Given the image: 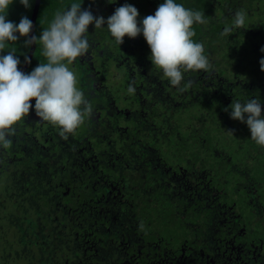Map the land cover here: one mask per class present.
Masks as SVG:
<instances>
[{
    "label": "trees",
    "instance_id": "trees-1",
    "mask_svg": "<svg viewBox=\"0 0 264 264\" xmlns=\"http://www.w3.org/2000/svg\"><path fill=\"white\" fill-rule=\"evenodd\" d=\"M108 1L41 0L34 34L72 3L86 10ZM117 1L136 7L141 21L163 2ZM260 1L176 0L204 13L193 39L211 64L184 72L178 87L151 64L142 34L118 45L102 31L103 54L119 64L84 63L103 75L83 85L92 113L66 137L31 101L35 117L0 147V264H264V148L229 108L257 98L264 109ZM35 3L13 0L7 19L32 21ZM239 10L245 25L222 35ZM24 41L0 55L15 48L19 70L30 73L46 59L42 46ZM112 68L123 72L119 80ZM124 78L134 93L121 87Z\"/></svg>",
    "mask_w": 264,
    "mask_h": 264
},
{
    "label": "clouds",
    "instance_id": "clouds-1",
    "mask_svg": "<svg viewBox=\"0 0 264 264\" xmlns=\"http://www.w3.org/2000/svg\"><path fill=\"white\" fill-rule=\"evenodd\" d=\"M19 2L25 8L31 7L30 0ZM12 3L13 0H0V52L24 37L25 47L42 46L46 62H40L30 73H25L19 70L20 60L15 48L0 55V147L3 148L11 145L8 137L14 135L15 125L28 117L33 100L35 115L59 128L61 136L74 133L85 117L91 115L92 106L77 87V77L69 67L77 58L86 56L91 47L86 36L89 25L94 24L95 29H99L106 24L118 45L123 44L126 36L135 39L142 34L150 48L151 64L162 71L174 87L181 85L184 72L211 68L203 44L193 39L196 34L193 25L207 23L204 13L186 8L176 0H163L155 13L142 21L138 19V9L131 4L117 7L105 20L103 16H94L90 10H82L81 3H72L55 13L39 37L29 35L33 24L26 16L18 24L7 19ZM245 20L246 13L237 11L232 27H225L222 35L242 28ZM261 51L264 52V48ZM25 63H31L27 56ZM259 63L260 70L264 71V59ZM127 91L132 94L135 87L129 84ZM229 108L231 119L246 123L251 140L264 148V109L260 100H233Z\"/></svg>",
    "mask_w": 264,
    "mask_h": 264
},
{
    "label": "flooded vegetation",
    "instance_id": "flooded-vegetation-1",
    "mask_svg": "<svg viewBox=\"0 0 264 264\" xmlns=\"http://www.w3.org/2000/svg\"><path fill=\"white\" fill-rule=\"evenodd\" d=\"M97 5V7H100L101 8V10H100V13L98 14V13H95L94 11H91L92 12V14L94 15V16H97V17H100V16H103L104 18H105V20H107V18L110 16V15H112L113 13H114V11H115V9L117 8V7H119V1H117V0H113V1H111V2H106L105 4H101V3H99V4H96ZM95 5V6H96ZM93 7V6H92ZM92 7L91 8H88V9H91L92 10ZM87 10V9H86ZM49 26V25H48ZM104 30H106V33H108V34H110L109 32H108V30H107V28H106V24H105V27H101V28H99V29H95V26H94V24L93 25H89V29H88V33H86V36H87V39H88V41H89V43H90V45H91V47L89 48V51H88V53H87V55L86 56H84V57H81V58H77V60L75 61V62H80L79 64V67L81 68V70H82V72L84 73V75L86 74V72L87 73H92L93 75H96V71L100 68V66L98 67V66H96V68H94L93 67V70H95V72H90L89 71V67H88V65H86V66H83L84 65V63L87 61V60H89V59H94V58H97V57H92V55H95V56H99L100 58L99 59H101V61L103 60H110L108 57H110V54H108V53H105V54H103V51H104V48L105 47H107V46H105V44L103 43V42H101V39H102V35H101V32L103 31L104 32ZM92 45L93 46H97V47H95V48H93L92 47ZM107 54H108V56H107ZM92 57V58H91ZM115 58V57H114ZM114 58H113V56H112V62H116V60H114ZM118 61V60H117ZM74 62V63H75ZM45 63V62H44ZM116 64H117V62H116ZM70 68H71V66H69ZM88 67V69H86ZM108 70V69H107ZM85 77V76H84ZM77 80H78V78H77ZM93 83H94V81H93ZM88 84H90V82H89V80L87 81V80H84L82 83H81V85H80V90L82 91V88H83V85L84 86H87ZM28 117H35L34 115H31V116H29L28 115ZM24 124H25V126H27V127H33V129H34V123H30V120H27V122L25 121L24 122ZM32 132H29V137L30 138H32V137H35L36 135V133H35V131L34 130H31ZM25 132L24 131H22V136H23V134H24Z\"/></svg>",
    "mask_w": 264,
    "mask_h": 264
},
{
    "label": "rangeland",
    "instance_id": "rangeland-1",
    "mask_svg": "<svg viewBox=\"0 0 264 264\" xmlns=\"http://www.w3.org/2000/svg\"><path fill=\"white\" fill-rule=\"evenodd\" d=\"M219 1L220 0H216V2H217V4L219 3ZM120 3V2H119ZM148 3H150V4H153V1H148ZM121 5H124V1H122L121 3H120V6ZM259 5L260 6H264V0H262V1H260V3H259ZM119 6V7H120ZM87 10H90V11H94L95 13H100V10H101V8L100 7H97V5L96 6H93L92 7V10L91 9H87ZM262 17H264V13L262 14V16H261V18ZM262 20H264V18L262 19ZM124 52V51H123ZM92 57H97V58H100L99 56H95V55H92ZM91 57V58H92ZM110 60H111V58L110 57H108ZM119 56H118V58H114V60H116V62H117V65L119 64ZM118 60V61H117ZM75 62V61H74ZM80 62H75V63H73L72 65H70L71 66V70L75 73V75L77 76V78H78V80H77V87L80 89V85H81V83L84 81V79L85 80H89L91 77L93 78V81L95 80V79H98V77H102V75H103V68H101L100 67V70H97L96 71V75H93L92 73H87L86 72V74L84 75V73L82 72V70H81V68L79 67V64ZM92 72H95V70H93ZM85 76V77H84ZM111 76H113L114 78H116V79H120L122 76H123V72H120L117 68H112L111 69ZM92 81V80H91ZM93 81L92 82H90V84H93ZM125 83V84H124ZM132 83V81L130 80V79H127V78H124V82H123V84H122V86L121 87H129V84H131ZM95 84H98L97 82L95 83ZM99 85V84H98ZM99 89V88H98ZM125 92H126V90H124V91H122L121 93L123 94V96L125 97ZM128 95V94H127ZM114 141H113V139L111 140V147H113L114 145L112 144Z\"/></svg>",
    "mask_w": 264,
    "mask_h": 264
},
{
    "label": "water",
    "instance_id": "water-1",
    "mask_svg": "<svg viewBox=\"0 0 264 264\" xmlns=\"http://www.w3.org/2000/svg\"><path fill=\"white\" fill-rule=\"evenodd\" d=\"M40 4H41V0H36L35 6H34V10H33V14H32L33 27H32V30L30 32L31 36H35L34 31H35V26H36V18H37L38 12H39ZM33 46H34V44H33ZM20 70L23 71V68H21Z\"/></svg>",
    "mask_w": 264,
    "mask_h": 264
}]
</instances>
